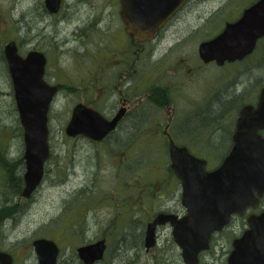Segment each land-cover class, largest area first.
Listing matches in <instances>:
<instances>
[{
    "label": "rangeland",
    "instance_id": "rangeland-1",
    "mask_svg": "<svg viewBox=\"0 0 264 264\" xmlns=\"http://www.w3.org/2000/svg\"><path fill=\"white\" fill-rule=\"evenodd\" d=\"M254 1L207 0L183 13L155 41L139 46L138 81L132 45L122 73L108 61L122 53L108 0H64L62 14L49 18L45 29L38 23L29 28L30 0H0V250L12 255L13 264H37L31 247L37 238L57 243V264H77L75 249L98 239L107 245L99 264H184L169 225L157 229L154 247L146 251L143 244L146 224L156 214L183 212L163 136L169 110L147 97L158 84L170 88L175 117L203 109L208 116L203 123L169 125L167 133L206 159L207 170L216 167L230 148L237 111L256 103L264 86V39L253 54L222 67L202 64L197 50ZM8 41L22 55L30 48L44 52L45 79L59 85L48 112L44 177L27 201L20 200L23 132L2 57ZM124 99L125 121L112 137L96 143L65 135L75 104L94 105L108 117ZM136 118L144 120L136 124ZM246 225L234 218L213 236L199 264L225 263Z\"/></svg>",
    "mask_w": 264,
    "mask_h": 264
},
{
    "label": "water",
    "instance_id": "water-1",
    "mask_svg": "<svg viewBox=\"0 0 264 264\" xmlns=\"http://www.w3.org/2000/svg\"><path fill=\"white\" fill-rule=\"evenodd\" d=\"M186 0H122V16L127 32L134 39L150 40L164 20ZM59 0H46L48 9L55 12ZM264 36V0L245 9L241 17L227 23L213 38L198 46L199 59L216 66L240 61L250 55L256 42ZM14 102L23 132L25 172L22 196L28 198L40 184L44 163L49 156L48 111L56 86L43 80L45 57L41 52H18L15 41L3 48ZM124 108L111 120L94 109L77 103L71 110L64 128L68 137L84 136L101 141L114 130L122 118ZM264 86L260 89L256 106L243 105L239 111L232 147L221 164L212 171L205 170V160L191 155L172 140L168 144L170 168L179 180L181 205L186 214H157L147 223L144 235L146 251L156 244V230L169 225L175 244L180 249L184 264H198L199 255L209 249L213 233L220 232L231 215L241 214L256 206L252 189L264 191ZM247 229L232 241L227 264H264V212L247 219ZM37 264H56L57 244L48 238L31 242ZM105 240H98L76 248L82 264H94L103 259ZM10 254L0 251V264H12Z\"/></svg>",
    "mask_w": 264,
    "mask_h": 264
},
{
    "label": "flooded vegetation",
    "instance_id": "flooded-vegetation-1",
    "mask_svg": "<svg viewBox=\"0 0 264 264\" xmlns=\"http://www.w3.org/2000/svg\"><path fill=\"white\" fill-rule=\"evenodd\" d=\"M205 1H207V0H186L181 6H179V8L172 14V15H170V16H168L165 20H164V22H163V24L157 29V31L155 32V35H154V37L152 38V39H148V40H139V39H134L132 36H130L129 34H128V32H127V23H126V20L123 18V16H122V0H108V2H107V6H108V12H109V14H112L114 17H116V20L114 21V23L116 24V25H118V28H117V30H118V32H119V37H120V39H119V42H120V46H122V53L121 54H118L116 57H119V58H117V59H108V61H109V63H110V65H111V63H113V65H114V67L115 68H117L118 69V71H119V73H122L123 71H122V67L123 68H126V64H127V62H128V60H127V47H128V45H132L133 46V49L131 50V54H130V59H132V63L131 64H133L134 65V70L136 71V73L138 74V77H137V80L139 79V62H140V59H141V55L139 54V46H141V45H144V44H148V43H151V42H153V41H155L160 35H161V33L162 32H164V31H166V30H168V29H170V27L179 19V17H182L181 15L183 14V13H187L188 12V10H194V8H202L201 7V4H204V2ZM258 0H255L253 3H251L250 5H248L247 7H245L243 10H242V12L240 13V15L234 20V21H232V22H235V21H237L240 17H241V15H242V13L244 12V10L245 9H247V8H249L250 6H252L253 4H255L256 2H257ZM106 3V1L104 2V4ZM63 5H64V0H59V3H58V8L56 9V11L55 12H51L49 9H48V7H47V4H46V0H37V1H34V0H30V5H29V10L27 11L28 13L27 14H29V16H30V18H29V22H28V24H29V28H31V26H32V24L33 23H38L39 24V27L40 28H43V29H45L47 26H49V18H57V17H59L61 14H62V7H63ZM199 5V6H198ZM103 7H99L98 9H102ZM35 10H37V12H38V15L36 16V17H31V15H32V12H35ZM206 10V9H205ZM205 10H203L202 9V13L205 11ZM36 13V12H35ZM198 16V15H197ZM199 18H200V15H199ZM25 23V22H24ZM101 23V18H100V22H97L96 24L98 25V24H100ZM227 23H231V22H225V24H224V26L227 24ZM26 24V28H28V24L27 23H25ZM103 24V23H102ZM224 26L222 27V29H221V31L223 30V28H224ZM104 27H106V26H104ZM107 29H109V27L107 26L106 27ZM220 31V32H221ZM219 34V33H218ZM114 36H116V34H114ZM216 36V35H215ZM163 37H164V35H163ZM264 39V36L263 37H261V38H259L258 40H257V42H256V46H255V49H254V51L256 50V48L258 47V45H259V43L262 41ZM7 43V42H6ZM202 43V42H201ZM19 51V50H18ZM29 51H38V52H41L43 55H44V57H45V68H44V74H43V80L48 84V85H50V86H56L57 87V92H56V94L58 93V90H59V85H57V84H49L47 81H46V79H45V75H46V73H45V69H46V65H47V57H46V55L44 54V52H42V51H40V50H38V49H36V48H30V49H28V51L27 52H29ZM253 51V52H254ZM26 52V53H27ZM25 53V54H26ZM24 54V55H25ZM253 54V53H252ZM2 57H3V60H4V63H5V66H6V70H7V65H6V61H5V58H4V54H3V50H2ZM201 61V60H200ZM202 62V61H201ZM202 64H204L203 62H202ZM209 64H213V62L212 63H209ZM124 65H126L125 67H124ZM204 65H206V64H204ZM106 67H108V66H106ZM105 67H103L102 68V70H104L105 71ZM139 81V80H138ZM168 92L170 93V88L169 87H167V86H164L163 88L161 87V86H159L158 84L156 85H154L153 86V88H152V90L150 91V95L147 97V99H149V101H153V102H155V104L156 105H158V106H163L162 107V110H169V115H168V118H167V121H166V123H165V125H166V127H165V129H164V131H163V136H165L166 137V139H167V146H168V144H169V140H172L173 141V143L175 144V145H177V146H183V147H185L186 149H187V151L191 154V155H193V156H195V157H197V158H199V159H203V160H205V162H206V165H207V161H206V159H204V158H201V157H198L197 156V154L195 153V152H193L192 151V149H191V152L189 151V149H190V147L189 146H185V145H180V144H177L176 143V141H175V139L174 138H172L168 133H167V128H168V126L169 125H177V124H184V123H186V122H191V121H195V122H198V123H203L205 120H206V117H208V116H206L205 115V113H204V111H203V109L200 107V108H198V109H194L193 111L191 110V111H189L188 113H186L184 116H182V117H175V115H174V108H173V106L170 104L171 102H170V96L168 95ZM260 92V91H259ZM259 96V95H258ZM54 99V98H53ZM257 100H258V97H257ZM53 101V100H52ZM81 103H83L84 105H86V106H88V107H90V108H92V109H94L95 111H97L99 114H101L105 119H107V120H111L114 116H115V114L118 112V110H120L121 108H124V114H123V116H122V118L117 122V125L115 126V128H114V130H112L110 133H108L103 139H102V141L101 142H103L104 140H106V139H108L109 137H112L113 135H114V133L118 130V128H119V126L122 124V122L123 121H125V117H126V112H127V108H126V101H125V99H124V101L122 102V104L118 107V109L113 113V114H111V115H109L108 117H106L105 115H103L94 105H90V104H86L85 102H81ZM256 103H257V101H256ZM256 103H254V104H245V105H252V106H256ZM155 106V105H154ZM157 106V107H158ZM243 106V105H242ZM241 106V107H242ZM241 107H240V109H241ZM240 109L237 111V115H236V118H235V121H234V130H233V132L231 133V135H230V141H231V145H230V148L228 149V151H227V154L229 153V151H230V149H231V147H232V134L234 133V131H235V127H236V123H237V118H238V115H239V111H240ZM199 110V112H197ZM142 120H144L143 118H136L135 120H134V122L136 123V124H139V122L140 121H142ZM150 121H151V123H155V122H157V123H159L158 121H155L154 122V118H150ZM141 123V122H140ZM160 124V123H159ZM258 133L260 134V136L262 137V138H264V130H260V131H258ZM78 138V137H77ZM94 142H96V141H94ZM97 143V142H96ZM99 143V142H98ZM167 151H168V149H167ZM195 154V155H194ZM226 154V155H227ZM226 155H224L223 156V158L226 156ZM24 160V159H23ZM222 161V160H221ZM24 163V162H23ZM221 163V162H220ZM220 163L216 166V167H214L213 169H211V170H207L206 169V165H205V170L206 171H212V170H214V169H216L219 165H220ZM23 167H24V171H25V163L23 164ZM170 167V166H169ZM171 169V168H170ZM172 171V170H171ZM23 174H24V172H23ZM172 176H173V178H175L177 181H178V179L174 176V174H173V171H172ZM21 181H22V186H21V192H20V200L22 199V200H24V201H27V200H29L30 198H31V196L34 194V192L37 190V188L34 190V192H33V194L32 195H30L28 198H24L23 196H22V190H23V187H24V181H23V175H22V178H21ZM179 182V181H178ZM179 185H180V183H179ZM180 189H181V187H180ZM252 191H253V195H254V197H255V199H256V206L255 207H248V208H246L241 214H235V215H233V216H231V219H230V222L234 219V218H241V219H243V220H245L246 222H247V219H248V217L249 216H251V215H259V214H261L262 212H264V191L263 192H261V193H258L257 192V190H255V189H252ZM180 205H181V192H180ZM182 206V205H181ZM160 213H164V214H174V215H177L178 217H182V216H184L185 214H186V210H185V208H183V212H181V213H179V212H169V211H166V212H160ZM159 214V213H158ZM157 215V214H156ZM155 215V216H156ZM154 216V217H155ZM154 217L151 219V221L154 219ZM151 221H149V222H151ZM148 222V223H149ZM230 224V223H229ZM147 225V224H146ZM165 226V225H164ZM247 226V225H246ZM160 227V226H159ZM158 227V228H159ZM157 228V229H158ZM247 228V227H246ZM246 228L244 229V231L246 230ZM157 231V230H156ZM223 231V230H222ZM243 231V232H244ZM242 232V233H243ZM241 233V234H242ZM217 234V233H216ZM241 234H240V236H241ZM144 235H145V233H144ZM215 234H212V236H211V238H210V245H211V242H212V238H213V236H214ZM98 240H102V239H98ZM98 240H96V241H98ZM103 240H105V239H103ZM105 244H106V241H105ZM107 246V245H106ZM105 250H106V248H105ZM104 254H105V252H104ZM104 257V256H103ZM13 258V257H12ZM78 259V258H77ZM103 260V259H102ZM80 264H82L79 260H77ZM100 263V261L99 262H96V263H94V264H99ZM223 264H227V262H225V263H223Z\"/></svg>",
    "mask_w": 264,
    "mask_h": 264
},
{
    "label": "trees",
    "instance_id": "trees-1",
    "mask_svg": "<svg viewBox=\"0 0 264 264\" xmlns=\"http://www.w3.org/2000/svg\"><path fill=\"white\" fill-rule=\"evenodd\" d=\"M21 186H22V181H21ZM77 262V264H80L78 261H76Z\"/></svg>",
    "mask_w": 264,
    "mask_h": 264
}]
</instances>
